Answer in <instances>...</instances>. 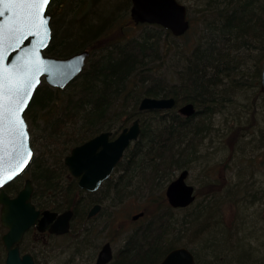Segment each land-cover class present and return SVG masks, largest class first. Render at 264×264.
Returning a JSON list of instances; mask_svg holds the SVG:
<instances>
[{
  "label": "trees",
  "instance_id": "trees-1",
  "mask_svg": "<svg viewBox=\"0 0 264 264\" xmlns=\"http://www.w3.org/2000/svg\"><path fill=\"white\" fill-rule=\"evenodd\" d=\"M53 1L48 8L53 35L45 53L66 56L89 49L90 55L82 72L65 87L43 79L36 89L24 114L34 155L25 171L5 186L6 191L16 194L30 171L32 200L38 208H74L72 228L66 235L74 232L78 222L85 225L84 234L93 232L87 225V209L92 204L102 203V213L105 201H109L105 205L115 206L133 195L148 193L151 206L155 201L158 206L143 208L142 223L130 231L109 264H157L171 248L182 245L194 252L200 264L198 251L179 242L182 231L200 244L199 252L208 255L201 263L264 264V250L252 246L247 236L234 242L233 235L217 226L215 216L207 211L208 204L175 217L178 209L188 208L171 207L165 196L166 183L195 160L205 131L210 130L206 118H212L219 105L234 100L238 96L235 89H260L264 0H208L200 17L201 34L194 38L189 36L193 27L175 36L158 24L135 23L130 15L131 0H57L52 6ZM63 10L73 11L69 20ZM59 11L65 18L55 20ZM115 25L122 30L133 27L136 32L116 37L97 54L93 49L96 41L105 28ZM167 58L177 63H168ZM244 76L254 79L250 85L242 80ZM146 96H173L176 104L167 110L139 111ZM187 102L196 106L191 116L178 110ZM137 114L144 116L141 135L127 148L112 176L96 191L80 188L64 163L65 156L102 131L117 135ZM34 129L45 138L46 158L36 155ZM3 229L0 222V232ZM249 233V239L257 242L255 231ZM0 264H5L1 237Z\"/></svg>",
  "mask_w": 264,
  "mask_h": 264
},
{
  "label": "water",
  "instance_id": "water-1",
  "mask_svg": "<svg viewBox=\"0 0 264 264\" xmlns=\"http://www.w3.org/2000/svg\"><path fill=\"white\" fill-rule=\"evenodd\" d=\"M50 2L51 0L49 4ZM48 6L42 11V15L46 16L45 24L30 28L25 26L28 9H6L4 4L0 3V76L5 78V88L8 87V78L35 74V82L29 89L26 104L21 112L26 125L23 136L10 127L6 112L0 124V219L3 227L7 229L2 234L6 264H35L31 252L21 253L20 243L25 233L36 225L40 232L48 230L55 235L66 234L71 230L75 214L73 209H38L32 201L34 186L31 178L26 179L22 189L14 196L5 190V185L18 177L33 157L31 135L24 114L42 79L50 85L63 88L81 73L90 55L89 49L63 57L45 54V49L52 39V16L47 12ZM21 11L25 14L23 17L20 15ZM131 17L136 23L159 24L175 36L185 34L191 26L187 6L179 0H132ZM260 88L264 93V62ZM5 95H8L7 91ZM175 104L176 99L173 96H146L141 99L138 109L167 110L172 109ZM178 110L185 116H191L195 114L196 106L193 102H187ZM141 132V120L137 117L115 138H111L113 132L107 130L75 145L65 156L64 162L71 175L78 179V186L87 191H96L111 176L126 149L140 137ZM29 149L31 155L25 158ZM21 160L24 162L21 163ZM188 177L189 169L180 170L165 189L166 198L174 208L188 207L196 199L195 186L188 182ZM100 209V204L94 205L88 217L96 215ZM142 214H136L133 218L137 219ZM113 258L111 242L107 241L100 248L95 264H108ZM158 264H197V260L191 249L177 246L170 249Z\"/></svg>",
  "mask_w": 264,
  "mask_h": 264
},
{
  "label": "rangeland",
  "instance_id": "rangeland-1",
  "mask_svg": "<svg viewBox=\"0 0 264 264\" xmlns=\"http://www.w3.org/2000/svg\"><path fill=\"white\" fill-rule=\"evenodd\" d=\"M56 1L52 2V6L56 4ZM68 1L76 2L75 0ZM180 1L188 7L191 27H193L191 33H188L189 36L191 38L199 36L201 34L199 26H202L200 17L208 0ZM65 11L67 10H63V13ZM72 12H65L66 19H70ZM61 13L62 11L57 13L55 20L64 17ZM129 24L134 26L132 22ZM135 32L136 29L133 27L129 30H122L116 25L111 29L107 27L101 33L104 35L96 41L93 49L97 54H100L102 52L101 47L108 46L116 37H129ZM254 55L256 52H253V57ZM167 59L168 63H177V60L173 58ZM263 62H261L262 65ZM242 80L250 85L254 79L244 76ZM258 89L253 86H248L242 90L235 89L238 96L236 95L234 100L226 105H219L212 118H206L208 121L206 127H209L210 130L205 131L206 134L198 146L195 160L189 164V167H186L189 169L188 182L195 186L197 198L187 207V211L178 209L175 217H183L189 210L195 209L196 205L206 203L209 205L207 211L213 213L217 226L225 228L228 234L233 235L234 242H238L236 240L247 236L246 241L250 242L252 246L258 247L257 249H260L261 252L264 250V97L260 94L263 93L261 88ZM142 119L144 120V116H141ZM132 121L131 119L128 125ZM240 127H247L250 131H247L239 141L236 138L234 140L236 136L234 131ZM32 139H34L36 155L46 158L45 138L39 130H33ZM180 170L176 171L174 177ZM27 177H31L30 171H27L23 179L25 180ZM168 183L169 181L166 183V187ZM214 194L217 197H214ZM146 195L148 193L133 195L130 200L115 206L110 203L105 205L109 202L105 201L103 205L106 208L103 212H99L87 224L90 232L93 230L89 235L84 234L85 225L78 222L74 234L70 235L55 237L45 234L36 236L35 232H29L24 241V246L35 254L41 264L71 262L95 264L98 251L104 242L111 241L113 250L117 253L130 231L142 223L140 217L134 219L133 216L141 212L143 208L153 209L158 206L157 201L153 202V206H151L152 204L146 199L148 198ZM5 230L4 228L0 232V237ZM250 231H255L259 236L257 242L253 241V238L249 239ZM180 235L179 242L188 244L193 250L198 251L200 264H204L201 261L208 258V255L205 256L199 252L200 244L193 243L190 234L185 231H182ZM86 237L89 239L85 240Z\"/></svg>",
  "mask_w": 264,
  "mask_h": 264
},
{
  "label": "snow or ice",
  "instance_id": "snow-or-ice-1",
  "mask_svg": "<svg viewBox=\"0 0 264 264\" xmlns=\"http://www.w3.org/2000/svg\"><path fill=\"white\" fill-rule=\"evenodd\" d=\"M0 3H3L6 9H28L25 25L27 27L43 26L46 22V16L42 15V11L49 5V0H0ZM20 15L23 17L25 14L21 11ZM37 61H39V57H37ZM33 82H35L34 73H28L17 78H8L6 89L5 78L0 76V124H2L6 112L10 127L19 132L21 136H23V130L26 128L21 112L26 104L28 92ZM5 91L8 95H5ZM0 131H2V128H0ZM29 155H31L30 149L26 151L25 158ZM23 162L24 160H21V163Z\"/></svg>",
  "mask_w": 264,
  "mask_h": 264
},
{
  "label": "bare ground",
  "instance_id": "bare-ground-1",
  "mask_svg": "<svg viewBox=\"0 0 264 264\" xmlns=\"http://www.w3.org/2000/svg\"><path fill=\"white\" fill-rule=\"evenodd\" d=\"M138 108H139V106H138ZM139 110V109H138ZM140 111V110H139ZM139 114H137L136 116H135V118H137V116H138ZM139 117V116H138ZM140 118V117H139ZM128 126V125H127ZM236 130V129H235ZM249 132L250 130H249V128H247V127H240L238 130H236V131H234L235 132V137H234V140H235V138L239 141L240 139H242V136L246 133V132ZM244 138V137H243ZM192 162V161H191ZM116 200V198H111V200ZM96 204H100L101 205V209H102V203H100V202H96V203H94V204H92L91 205V207L89 208V210H88V213H89V211H90V209L94 206V205H96ZM66 209H73L74 210V208L73 207H68V208H66ZM66 209H63V210H66ZM101 209H100V211H101ZM63 210H60V211H63ZM99 211V212H100ZM74 212H75V210H74ZM99 212L97 213V214H99ZM88 213H87V217H88ZM96 214V215H97ZM96 215H94V216H90V217H88L89 218V220H91V219H93L94 217H96ZM88 222H90V221H88ZM35 258V257H34ZM159 263V262H158ZM157 263V264H158ZM35 264H41L40 262H39V260L37 259V257H36V259H35Z\"/></svg>",
  "mask_w": 264,
  "mask_h": 264
},
{
  "label": "flooded vegetation",
  "instance_id": "flooded-vegetation-1",
  "mask_svg": "<svg viewBox=\"0 0 264 264\" xmlns=\"http://www.w3.org/2000/svg\"><path fill=\"white\" fill-rule=\"evenodd\" d=\"M70 54H71V53H70ZM29 232H35V233L37 234L36 236H43V235H45V234H48V235H51V236H55L54 234H51L48 230H46V231H44V232H40V231L37 230L36 226H33L31 229H29V231H27V233L25 234V236H24L22 242L20 243V249H21V253H22V254L25 253V252H31V251H29L28 249H24V248H23V246H24V241H25V239H26V237H27V234H28ZM31 253L33 254V256H34L35 259H36L35 254H34L33 252H31Z\"/></svg>",
  "mask_w": 264,
  "mask_h": 264
}]
</instances>
